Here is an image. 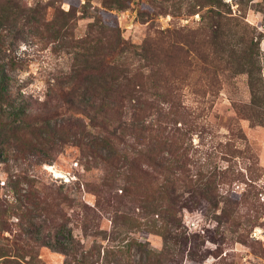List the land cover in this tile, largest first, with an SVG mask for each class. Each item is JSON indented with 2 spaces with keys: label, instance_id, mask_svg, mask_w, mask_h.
<instances>
[{
  "label": "rangeland",
  "instance_id": "rangeland-1",
  "mask_svg": "<svg viewBox=\"0 0 264 264\" xmlns=\"http://www.w3.org/2000/svg\"><path fill=\"white\" fill-rule=\"evenodd\" d=\"M18 2L0 64L55 114L42 129L106 105L179 135L188 171L136 159L169 158L142 139L128 160L97 146L86 160L71 135L42 133L51 155L5 146L0 264H264V124L246 120L264 116V0Z\"/></svg>",
  "mask_w": 264,
  "mask_h": 264
},
{
  "label": "trees",
  "instance_id": "trees-1",
  "mask_svg": "<svg viewBox=\"0 0 264 264\" xmlns=\"http://www.w3.org/2000/svg\"><path fill=\"white\" fill-rule=\"evenodd\" d=\"M9 17H21L18 0H0V21L4 19L8 20ZM1 48L2 43L0 42V49ZM10 67L12 68L13 66ZM119 87V85H115V88ZM27 98L28 97H26L22 91V87L17 84L16 80H13L8 75L6 68L0 64V163L2 164H7V148H5V146L10 145L17 147L15 148L19 150L18 156L22 158H24L26 154L25 149L28 152L35 151L38 153H44L45 155H51L53 149L49 148L50 145L41 147L45 141L42 133L45 134V138L47 139L58 137L59 141H62V138H64L65 135H71L74 140L79 141L80 152L85 154L87 158L86 160L101 159L95 149H91L95 148V146L104 147L109 152H113L115 159L117 160L121 157L123 160H128L129 157L124 153V150L125 148H132V140H146L140 144V146L147 144L150 146L149 149L157 147L158 155L161 147L169 148L174 144H177V142L182 141L179 135L176 136L175 140L169 138V136L165 134V131L161 129V126L160 129L156 130H152L147 126L144 129H137L135 128L136 119L132 116L120 114L117 116L118 118L114 120L113 116L108 114L113 111L109 110L106 105H100L102 114L99 115L93 114L92 116H87V118H85L83 116L70 114V116L74 118L72 119L74 121H63L64 123L62 124H55L53 126L54 132L49 133L45 129H42V126L48 125L50 123L48 120L55 114L51 111L47 113L40 112L37 108L38 105L33 104ZM123 100L124 99L121 98L118 102L109 103L118 105ZM248 107L249 111H252L253 104L251 103ZM35 109H37V111H35ZM42 114H45V116L42 117ZM253 115V113H250L246 120L254 123V120L257 118L260 123L259 125L264 124V116L260 118L257 117V115ZM82 117L85 121L87 120L86 125L82 121ZM84 126L85 128L87 127L88 129L89 127V129L91 128L94 131H87L84 129ZM153 131L154 133H152ZM145 134L146 137L144 136ZM153 143L154 146H152ZM37 144L39 146H37ZM120 152L122 153V156ZM166 152L169 158H163L157 155L149 157L144 155L141 151H136L135 158L138 159L143 157L146 160H153L154 163L159 165V168L164 169V167H166L168 172L171 171L172 174L175 175H183L188 171L183 166L182 160H186L184 154L182 157H176L175 151H173L172 148L167 149ZM153 153L154 150H150V154ZM153 167H156V165ZM167 200L170 205L171 199L168 197ZM169 205L165 207L167 212L170 211ZM3 211L6 212L7 209L5 208ZM161 255L162 253L151 254V259L154 264L161 262Z\"/></svg>",
  "mask_w": 264,
  "mask_h": 264
}]
</instances>
